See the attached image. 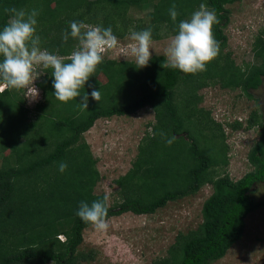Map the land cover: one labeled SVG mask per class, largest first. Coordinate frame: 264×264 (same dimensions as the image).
I'll list each match as a JSON object with an SVG mask.
<instances>
[{"label": "trees", "instance_id": "trees-1", "mask_svg": "<svg viewBox=\"0 0 264 264\" xmlns=\"http://www.w3.org/2000/svg\"><path fill=\"white\" fill-rule=\"evenodd\" d=\"M237 1L0 0V30L11 18L6 8L36 9L41 48L64 57L78 43L71 36L67 43L62 40L73 21L110 26L119 40L130 29L148 28L153 39H161L176 34L178 23L189 19L200 4L215 11L219 22L213 35L220 46L206 70L195 74L164 69L165 55L152 56L143 68L135 61L104 57L80 89L81 95L89 93L88 109L78 106L80 98L57 100L52 69L42 66L36 84L43 98L33 112L26 105L25 89L0 91V264H84L95 259V250L81 248L83 231L92 225L76 212L81 201L91 204L105 194L95 192L102 175L83 134L100 118L129 116L148 106L155 121L141 139L132 167L115 179L120 201L107 203L108 219L126 212L153 214L210 184L213 191L203 203V221L179 232L167 254L150 264H213L225 257L242 238L247 216L264 208V194L259 197L264 190L263 112L253 110L247 119V128H258L259 138L247 155L251 169L235 180L225 171L230 146L224 124L200 106L204 87L240 89L253 97V91L264 86V26L252 43L255 62L238 65L231 52H225L226 6ZM172 4L178 12L175 22L169 14ZM136 6L152 8L149 23L134 24L129 11ZM99 74L107 81H100ZM93 87L101 92L99 102L91 98ZM230 126L238 129L243 123L236 120ZM161 132L168 139L175 135V141L169 146ZM61 162L68 165L63 173Z\"/></svg>", "mask_w": 264, "mask_h": 264}, {"label": "rangeland", "instance_id": "rangeland-1", "mask_svg": "<svg viewBox=\"0 0 264 264\" xmlns=\"http://www.w3.org/2000/svg\"><path fill=\"white\" fill-rule=\"evenodd\" d=\"M226 7L229 10V20L224 27L227 37L225 52L230 51L238 65L255 62L252 43L264 26V0H241ZM151 11V7L136 6L129 11V16L135 20L134 24L143 21L149 23ZM129 34L124 39H118V48L107 50L104 57L135 61L130 52L126 55L124 51L131 43L127 39ZM171 36L173 35L153 39L152 56L165 55ZM39 67L41 66L34 69L35 81H40L36 73ZM98 78L102 82L107 81L103 74H99ZM27 93L26 90V105L33 112L43 96L39 91L36 96ZM199 93L203 97L200 106L210 110L212 116L224 124L230 146L229 165L225 171L233 179H239L251 169L247 155L259 138V130L247 128V119L253 110L263 112L264 116V86L253 91V97H248L240 89H225L219 85L204 87ZM236 120L241 121L243 126L233 129L230 123ZM154 121V110L148 106L129 116L100 118L83 134L97 159L96 167L102 175L95 186V192L107 195L108 205L120 201L119 186L115 179L132 167L138 145L151 129L150 123ZM212 191V185L207 184L197 194L168 202L153 214L126 212L112 216L108 219L110 227L106 232L97 231L93 226L84 229L81 248L95 250L97 253L94 260L84 264H150L154 259L166 255L179 232L194 229L203 221L202 206ZM263 194L264 190L259 197ZM60 238L65 237L62 235ZM213 264H264V208L247 216L242 238L228 250L225 257Z\"/></svg>", "mask_w": 264, "mask_h": 264}, {"label": "clouds", "instance_id": "clouds-1", "mask_svg": "<svg viewBox=\"0 0 264 264\" xmlns=\"http://www.w3.org/2000/svg\"><path fill=\"white\" fill-rule=\"evenodd\" d=\"M176 8L175 4L169 8L174 22L178 16ZM5 12L10 13L11 18L0 30V91L5 88L26 89L30 95H38L33 76L36 66H42L52 69V86L55 89L53 95L57 100L67 103L80 98L78 106L88 109L89 93L81 95L80 89L85 88L98 65L103 62L106 50L118 48L120 42L112 28L93 26L82 21L71 22V31L69 33L65 30L62 40L67 43L71 36L78 43L71 54L64 57L41 48V38L36 34L38 10L28 11L13 7L6 8ZM218 22L215 11L205 4H200L199 9L189 19L178 23L177 32L170 37L165 49L166 60L161 66L164 69H178L186 74L205 71L207 63L220 51L219 42L213 35V26ZM129 33L127 39L131 43L124 49L125 54L130 52L138 68L148 66L152 58V29H130ZM90 95L97 102L101 99V92L95 87ZM149 131L151 132V129ZM160 135L169 146L176 139L175 135L170 139L163 132ZM67 167V163L61 162L59 171L63 173ZM107 200L108 196L105 195L103 200H96L91 204L81 201L76 215L97 231L106 232L110 227Z\"/></svg>", "mask_w": 264, "mask_h": 264}, {"label": "built area", "instance_id": "built-area-1", "mask_svg": "<svg viewBox=\"0 0 264 264\" xmlns=\"http://www.w3.org/2000/svg\"><path fill=\"white\" fill-rule=\"evenodd\" d=\"M107 52V50H106ZM37 81H34V87L42 94V91L40 90L39 86L36 84ZM28 94V93H27Z\"/></svg>", "mask_w": 264, "mask_h": 264}]
</instances>
